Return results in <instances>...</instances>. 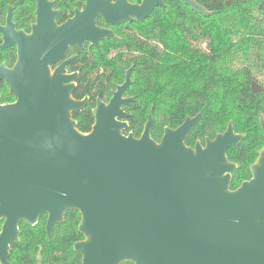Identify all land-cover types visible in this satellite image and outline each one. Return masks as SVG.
<instances>
[{"label":"water","instance_id":"obj_1","mask_svg":"<svg viewBox=\"0 0 264 264\" xmlns=\"http://www.w3.org/2000/svg\"><path fill=\"white\" fill-rule=\"evenodd\" d=\"M34 1L31 36L13 31L10 13L0 27L2 47L14 44L19 53L12 70L0 67L15 98L0 104V264H10L21 222L34 226L45 215L50 240L68 211L80 215L83 239L73 244L80 264H264V144L251 177L231 189L237 166L227 151L243 140L231 122L204 145L190 147L185 139L197 114L166 127L156 142L150 110L141 136L125 135L123 107L134 100L123 97L131 84L128 70L108 103L97 101L94 124L82 133L72 113L82 111L87 98L72 96L75 82L69 81L76 75H66L68 61L50 74L48 65L63 58L70 43L89 39L98 47L113 37L95 25L99 15L107 25L144 21L155 7L164 10V1L85 0V9L61 27L53 2ZM181 2L211 15L197 0ZM260 91L252 82L251 92ZM259 125L264 134L262 115Z\"/></svg>","mask_w":264,"mask_h":264},{"label":"trees","instance_id":"obj_2","mask_svg":"<svg viewBox=\"0 0 264 264\" xmlns=\"http://www.w3.org/2000/svg\"><path fill=\"white\" fill-rule=\"evenodd\" d=\"M197 1L211 13L209 17L180 0H164L165 10L157 9L139 23L137 35L113 42L120 50L139 53L132 62L135 82L128 89L135 97L128 109L132 113L128 132L141 135L151 106L150 136L156 142L166 127L174 129L197 114L200 120L185 139L190 147L213 139L231 122L234 132L243 135L242 142L227 151L237 166L230 184L235 189L251 177L250 165L264 144L259 125V116L264 117V0ZM252 82L261 86L260 92H251ZM112 89V82H79L75 97L88 94L92 101L106 100ZM92 105L74 114L82 133L94 123ZM79 221L77 211L66 212L50 240L45 215L34 226L21 222L19 241L10 245L9 263L80 264L81 255L73 250V244L83 239Z\"/></svg>","mask_w":264,"mask_h":264},{"label":"flooded vegetation","instance_id":"obj_3","mask_svg":"<svg viewBox=\"0 0 264 264\" xmlns=\"http://www.w3.org/2000/svg\"><path fill=\"white\" fill-rule=\"evenodd\" d=\"M48 1L53 2L52 11L56 12V16L54 18L56 27H61L65 23H67V21L73 19L75 16V11L77 10L79 12H82L87 4L85 0ZM115 1L116 0H111V2ZM141 2L142 0H129V3L133 5L140 4ZM157 9L161 8L155 7L151 15ZM36 10L37 2L34 0H0V27H6L7 17L10 13V23L12 25L13 31L15 33L22 32L25 36L29 37L33 33L32 27L36 25ZM144 21H137L134 19L130 23L125 22L119 25H107L103 17L99 15L95 21V25L99 28L111 31L113 33V37L101 40L98 47L95 46L89 39H82L80 44L70 43L67 47V50L65 51L64 57L48 65L50 74L52 75L60 65L68 61L65 66L66 75H76L74 79H71L69 81L75 82V89L72 93L73 98L78 101L87 98V103L85 104L84 109L82 111L72 113V117L76 122V127L77 120L74 118V114L84 112L87 106L90 104H93L91 108L92 113L93 109L97 105L98 100L103 103H108V101L112 97V93L115 91V86L121 85L123 84V82H125L124 71L130 70V82L131 84L135 82V80L133 79L134 65L132 64V62L139 53L120 50L119 47L113 42L116 40L122 43L125 38H131L133 35H137L138 31L136 26ZM15 35L16 34H11V38L13 40H16ZM3 37L4 34L2 31H0V67L3 66V68H5L6 70H12L18 61V47L14 44L2 47L4 44ZM118 58L122 59V62H117ZM128 62H130L131 64L125 65ZM79 82H112L113 89L110 91V96L106 100H101L99 97H96L92 101L91 97L88 94L83 95L82 98H76L75 93L77 91ZM131 84L129 85V87L131 86ZM129 87L126 89L123 97L133 98L134 100L131 102L133 103L135 101V97L128 94ZM14 101L15 98L9 93V86L6 83V80L4 78H0V104H9L13 103ZM130 104L123 107V111L129 115L127 119L123 120L127 122L128 128V120L132 117V113L128 110ZM150 110H153L154 115V108L153 106H151L147 112V117ZM128 128L124 131L125 135H127L128 133H132L130 131L128 132Z\"/></svg>","mask_w":264,"mask_h":264},{"label":"rangeland","instance_id":"obj_4","mask_svg":"<svg viewBox=\"0 0 264 264\" xmlns=\"http://www.w3.org/2000/svg\"><path fill=\"white\" fill-rule=\"evenodd\" d=\"M257 84V83H256ZM259 85V84H258ZM260 86V85H259ZM260 88H261V86H260Z\"/></svg>","mask_w":264,"mask_h":264}]
</instances>
